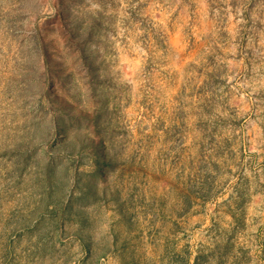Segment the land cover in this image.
Masks as SVG:
<instances>
[{"label": "rangeland", "instance_id": "rangeland-1", "mask_svg": "<svg viewBox=\"0 0 264 264\" xmlns=\"http://www.w3.org/2000/svg\"><path fill=\"white\" fill-rule=\"evenodd\" d=\"M0 264H264V0H0Z\"/></svg>", "mask_w": 264, "mask_h": 264}, {"label": "bare ground", "instance_id": "bare-ground-1", "mask_svg": "<svg viewBox=\"0 0 264 264\" xmlns=\"http://www.w3.org/2000/svg\"><path fill=\"white\" fill-rule=\"evenodd\" d=\"M84 232V231H83ZM86 233V232H85Z\"/></svg>", "mask_w": 264, "mask_h": 264}]
</instances>
